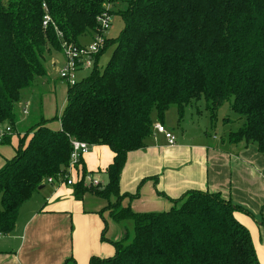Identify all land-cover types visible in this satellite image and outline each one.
Returning a JSON list of instances; mask_svg holds the SVG:
<instances>
[{"label":"trees","instance_id":"obj_1","mask_svg":"<svg viewBox=\"0 0 264 264\" xmlns=\"http://www.w3.org/2000/svg\"><path fill=\"white\" fill-rule=\"evenodd\" d=\"M118 1L0 0V127L13 129L2 144L11 143L20 124L23 94L48 74L45 54L81 45L84 35L103 36L99 18L105 13L124 21L113 41L103 36L91 74L68 86L62 110L30 125L23 136L31 133L28 143L21 138L15 155L0 166V233L17 228L20 207L49 178L60 182L78 139L108 146L114 156L103 170L104 187L85 183L102 170L76 166L75 198L115 197L106 210L124 229L122 239L110 242L115 254L93 256L90 264H261L250 230L235 215L242 207L231 199L192 190L172 199L167 211L136 212L122 201L139 192L121 193V176L128 154L147 146L154 112L164 124L175 105L181 125L188 106L202 98L214 110L231 100L243 125L228 141L255 143L264 154V0H128L125 9L108 7ZM109 45L114 50L100 70ZM53 120L60 128L49 126ZM107 230L105 221L103 240Z\"/></svg>","mask_w":264,"mask_h":264},{"label":"crops","instance_id":"obj_2","mask_svg":"<svg viewBox=\"0 0 264 264\" xmlns=\"http://www.w3.org/2000/svg\"><path fill=\"white\" fill-rule=\"evenodd\" d=\"M62 62L64 66V58ZM52 65L57 67L58 62ZM49 82L47 74L25 91L19 103H25L19 115L20 124L28 119L29 114L24 113L27 105L30 108L34 100L43 99ZM47 91L53 99L54 92ZM164 125L177 135V143L170 145L164 134L154 130L144 149L128 154L121 193L139 195L125 197L122 204L136 212H163L171 209L172 199L189 191L219 192L242 207L235 215L250 230L259 262L264 264V154L255 143H233L228 141V135L198 130L197 139H183L174 128L165 122ZM113 156L108 146L90 145L79 167L88 172L102 170L91 175L101 181L102 175L107 176L103 170ZM88 194L101 198L87 193L78 200L72 186L58 182L43 185L20 207L17 228L8 235L0 233V264H90L93 256H113L115 247L110 242L119 241L124 233L103 211L115 202V197L110 202L106 199V205L90 202ZM87 202L95 206L87 208ZM105 221L109 241L102 238Z\"/></svg>","mask_w":264,"mask_h":264},{"label":"rangeland","instance_id":"obj_3","mask_svg":"<svg viewBox=\"0 0 264 264\" xmlns=\"http://www.w3.org/2000/svg\"><path fill=\"white\" fill-rule=\"evenodd\" d=\"M127 4L128 0H119L117 3L108 5V7L112 8L114 11H118L119 9H125L127 7ZM110 18L112 20L110 28L104 31L103 36L105 38H108L109 40H112L119 36L121 30L124 27V21L117 14L110 15ZM93 35V38L97 36L96 34ZM91 39L92 38L89 35H84L80 38L81 42L87 44L92 42ZM114 47L115 45H109L100 55L98 61V67L100 70H102L108 63L114 50ZM51 52L45 54L44 58L45 67L50 80L49 84L46 85V88L43 86V88H45V96L43 97V99L37 98L36 100H34L30 108L27 105L28 109L24 110V113L29 114L28 119L15 128V131L12 135L11 143L0 144V150H2V152L0 153V166L3 165L6 158H11L15 155L16 149L20 144V140L21 138L24 139V133L27 132L29 127H31L30 125L37 123L40 120L41 116L45 118L54 117L56 113L58 111L60 112L62 110V107L66 104L68 85H66V83L61 80L59 71L60 68L63 66V52L55 51V49H52ZM54 62H58L57 67L52 65ZM92 70V66L85 67L84 69L79 70L76 74L77 80L80 81L83 78L88 77L91 74ZM47 89H51V91L54 92L53 99L47 96L50 94L52 95V93H49ZM231 103V100L226 101L220 108L214 110L212 109V107H210V105L206 102L204 98L199 101H194L190 106H188L186 116L181 122V125L178 124L177 107L173 105L166 114L165 123L168 127L174 128V131L179 135V137L183 135V139H188V137H194V139H197L199 137L198 135H196L198 130H201L204 133L208 132L212 135L218 134L219 136H227L228 133L232 131H237L243 125V120L241 119V116L232 110ZM19 105L20 107H18L17 111L18 114L21 115V111L23 110L22 108L25 103H21ZM153 119L154 122H157L158 119L156 116V112L153 113ZM49 126L53 129H58L60 128V122L58 120H53L49 122ZM30 137L31 133H29L24 139V145L28 143ZM102 176V182L99 181L97 184H95L94 182L87 181L85 183L87 186L104 187V185L108 182V178L106 175ZM87 197L88 199H91L90 202H96L97 204L105 202L106 205L108 204V200L106 199L96 198L91 194H88ZM93 206L95 205H92L88 202L86 204L87 208H91ZM103 213H105V215H109L107 210L103 211ZM118 225L124 232L123 226L121 224ZM118 225L116 226L118 227ZM129 227L131 229V225ZM69 264L72 263L70 262Z\"/></svg>","mask_w":264,"mask_h":264},{"label":"built area","instance_id":"obj_4","mask_svg":"<svg viewBox=\"0 0 264 264\" xmlns=\"http://www.w3.org/2000/svg\"><path fill=\"white\" fill-rule=\"evenodd\" d=\"M46 9V15L44 16L43 24L44 26H48L51 22V17L48 13L46 4H44ZM111 18L108 13H105L102 17L99 18V22L102 25V29L106 31L110 28ZM105 39L103 36H96L93 41L89 44H64L62 47V52L64 56V66L60 68V78L64 81L68 86H72L78 82L77 80V72L84 69L85 67H90L93 64V56L98 54L104 48ZM154 130L158 133L164 134L168 143L170 145H175L177 143L176 135L173 131L169 130L165 127L164 124L158 122L154 124ZM13 129L11 126H2L0 127V144L3 143L4 137L6 135H10ZM72 154L70 159V164L67 168V171L62 173L60 176L61 184H66L69 186L73 185L74 182V174L76 170V166L80 165V161L82 157L89 152L90 145L87 142L80 141L78 139L72 140ZM86 182H94L97 184L100 180L94 179L91 175H87L85 178ZM56 182L54 178H49L47 183L51 184Z\"/></svg>","mask_w":264,"mask_h":264},{"label":"water","instance_id":"obj_5","mask_svg":"<svg viewBox=\"0 0 264 264\" xmlns=\"http://www.w3.org/2000/svg\"><path fill=\"white\" fill-rule=\"evenodd\" d=\"M40 189H42V187H40Z\"/></svg>","mask_w":264,"mask_h":264}]
</instances>
